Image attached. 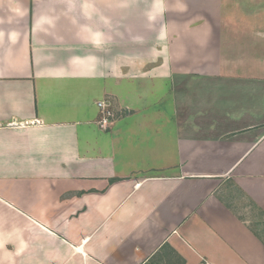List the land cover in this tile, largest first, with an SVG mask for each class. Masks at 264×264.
<instances>
[{
	"label": "crops",
	"instance_id": "0c3cea01",
	"mask_svg": "<svg viewBox=\"0 0 264 264\" xmlns=\"http://www.w3.org/2000/svg\"><path fill=\"white\" fill-rule=\"evenodd\" d=\"M227 183L264 212V0H0V264H264Z\"/></svg>",
	"mask_w": 264,
	"mask_h": 264
},
{
	"label": "rangeland",
	"instance_id": "374dc122",
	"mask_svg": "<svg viewBox=\"0 0 264 264\" xmlns=\"http://www.w3.org/2000/svg\"><path fill=\"white\" fill-rule=\"evenodd\" d=\"M223 192L234 209L233 211L264 238V217L261 211L256 208L257 206L232 183H227Z\"/></svg>",
	"mask_w": 264,
	"mask_h": 264
},
{
	"label": "built area",
	"instance_id": "2783aa9c",
	"mask_svg": "<svg viewBox=\"0 0 264 264\" xmlns=\"http://www.w3.org/2000/svg\"><path fill=\"white\" fill-rule=\"evenodd\" d=\"M97 106L101 114L98 126L104 131L110 129L120 117L130 111L128 108L117 110L109 99L98 102Z\"/></svg>",
	"mask_w": 264,
	"mask_h": 264
},
{
	"label": "trees",
	"instance_id": "16d2710c",
	"mask_svg": "<svg viewBox=\"0 0 264 264\" xmlns=\"http://www.w3.org/2000/svg\"><path fill=\"white\" fill-rule=\"evenodd\" d=\"M259 211H261V213H262V215H263V217H264V212L262 211V210H259ZM254 232H255V234L264 242V238L258 233V232H256L255 230H253Z\"/></svg>",
	"mask_w": 264,
	"mask_h": 264
}]
</instances>
